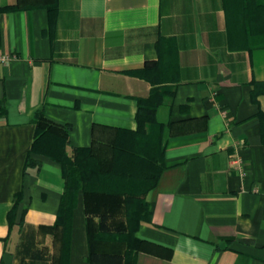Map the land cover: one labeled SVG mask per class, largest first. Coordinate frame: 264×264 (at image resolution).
Segmentation results:
<instances>
[{"label":"crops","instance_id":"obj_1","mask_svg":"<svg viewBox=\"0 0 264 264\" xmlns=\"http://www.w3.org/2000/svg\"><path fill=\"white\" fill-rule=\"evenodd\" d=\"M247 34L234 33L227 0H0V53L11 56L0 70V264H51L57 250L42 226L57 221L65 178L41 148L28 161L37 112L70 126L71 152L95 132L135 131L139 98L168 85L156 108L164 167L135 233L158 247L134 264H264V34ZM156 67L163 81L144 76ZM98 230L80 196L68 264H126L128 246L93 243Z\"/></svg>","mask_w":264,"mask_h":264},{"label":"trees","instance_id":"obj_2","mask_svg":"<svg viewBox=\"0 0 264 264\" xmlns=\"http://www.w3.org/2000/svg\"><path fill=\"white\" fill-rule=\"evenodd\" d=\"M247 35L248 39H251L250 35ZM170 43L172 44L171 46ZM159 46L160 48L168 47L170 61L177 63V55L175 53L177 49L173 41H168L167 38L162 37L159 40ZM175 69L170 65L168 71L173 70L174 72ZM143 74L153 81H156V79L163 81V76L166 73L163 74V70L156 67L145 70ZM168 92H171V88L168 86L164 89L155 87L148 97L139 98L138 128L135 131L110 128L103 133L97 134L95 132L92 145L86 147L72 146L71 152L66 149L70 141V126H66L61 131L45 117L43 110L37 112V139L33 150L29 153L28 161L29 163H36L37 160L32 157V152H38L41 148L43 153L61 162L65 178V192L62 197L57 221L53 225L42 226L43 230L53 234L55 245H57V250L52 254L51 264H68L69 262L73 215L80 196L83 198L85 213L99 217V230L97 233H92L90 237L93 243L111 240L126 244L129 248L126 250V264H134V254L138 249L158 247L149 241L137 237L135 233L141 222L147 220L150 216V206L146 201V194L151 188L156 186L164 167L163 124L157 122L156 108L162 103L164 93ZM259 117L262 123L264 141L263 110L259 112ZM126 135H131L135 138L145 137V141H138L137 144L141 143L144 147H149L148 154L145 155L140 152L136 143L132 144L133 147L136 144V149L122 148L123 145L120 144V140L122 137H127ZM40 139H50L49 145H46L45 148L42 147L39 143ZM116 175L123 177V179L125 178L124 180L128 179L127 181L129 182L144 177L142 179L144 182L142 185L144 186L140 191L130 190L127 187L129 186L127 181H123V184L117 185L115 189L103 186L107 177ZM132 196L138 197L135 205L130 204V197ZM118 213H126L129 216V222L135 221L137 224L131 234L127 233L125 222H120V229L117 232L115 230L112 231L110 228L107 217Z\"/></svg>","mask_w":264,"mask_h":264},{"label":"rangeland","instance_id":"obj_3","mask_svg":"<svg viewBox=\"0 0 264 264\" xmlns=\"http://www.w3.org/2000/svg\"><path fill=\"white\" fill-rule=\"evenodd\" d=\"M227 6L229 10V19L231 27L233 28L234 33L243 35L244 33L253 34H264V0H227ZM249 19L252 20V25H250ZM166 75V74H165ZM167 76V75H166ZM171 78L173 77V70H171L168 74ZM171 86V85H168ZM127 136V135H126ZM138 139V140H136ZM122 140V142H121ZM120 140V144L123 145L122 148H131L136 149V144L138 141H145V137L135 138L134 136H127L122 137ZM136 143L133 147L132 144ZM140 152L143 154H148L149 147H144L143 144H137ZM125 179V178H124ZM123 177H119L118 175L107 177L104 180L103 186L109 189H115L117 185H122L123 181H127L128 179L124 180ZM143 178H139L136 181H127L129 186H127L130 190H137L140 191L144 185ZM108 182V183H106ZM112 182V183H110ZM107 185V186H106ZM109 186V187H108ZM130 204L135 205L137 204L138 197H130ZM129 216L126 213H118L117 215H111L107 217L108 223L110 224V228L112 231H116L120 229V222H125L126 231L127 233L131 234L134 227L137 226L135 221L129 222ZM19 245L26 246V242L23 238H20ZM14 250H16L14 248ZM52 259V255L46 257L47 259Z\"/></svg>","mask_w":264,"mask_h":264},{"label":"built area","instance_id":"obj_4","mask_svg":"<svg viewBox=\"0 0 264 264\" xmlns=\"http://www.w3.org/2000/svg\"><path fill=\"white\" fill-rule=\"evenodd\" d=\"M10 59H11L10 55L0 53V70ZM234 162L240 164L241 160L239 158H235Z\"/></svg>","mask_w":264,"mask_h":264}]
</instances>
